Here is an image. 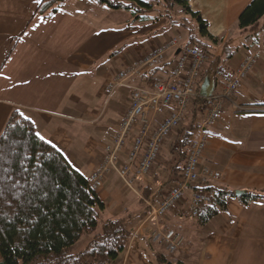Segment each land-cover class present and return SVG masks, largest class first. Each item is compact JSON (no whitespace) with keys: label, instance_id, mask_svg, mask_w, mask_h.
<instances>
[{"label":"crops","instance_id":"obj_1","mask_svg":"<svg viewBox=\"0 0 264 264\" xmlns=\"http://www.w3.org/2000/svg\"><path fill=\"white\" fill-rule=\"evenodd\" d=\"M250 1L189 0L209 35L218 40L212 44L218 66L232 70L247 54L259 53V63L207 131L209 143L199 168L220 173L219 181L206 180L184 190V200L197 186L233 195L226 197L223 210L203 224L188 218L184 200L162 220L143 217L148 213L146 202L157 206L180 180L172 142H165L168 150L161 149L157 167L136 192L125 189L115 174H109L96 192L104 206L103 221L127 216L134 222L142 219L134 224L137 235L132 243L109 264H155L152 249L163 245L154 236L177 226L183 244L174 253V262L264 264V199L246 205L234 195L264 191V47L245 49L243 45L249 43L243 41L237 23ZM37 5L36 0H0V134L10 114L18 111L28 117L39 138L88 179L97 168L101 149L111 142L131 89L145 80L127 79L109 94L106 87L113 74L175 37L162 31L167 26L163 20L127 22L114 29V23L94 15L93 25L88 20L91 12L109 8L92 0H65L48 19L34 15ZM176 54L171 52L164 59L159 74L170 71ZM169 112L154 116V124Z\"/></svg>","mask_w":264,"mask_h":264},{"label":"trees","instance_id":"obj_2","mask_svg":"<svg viewBox=\"0 0 264 264\" xmlns=\"http://www.w3.org/2000/svg\"><path fill=\"white\" fill-rule=\"evenodd\" d=\"M64 1L41 0L36 6L34 15L48 19L57 13ZM92 1L111 10L127 11L132 16V23L141 24H155L163 20V12L169 15L174 7H180L183 15L181 20L185 21V25L179 19L170 21V24L188 29L189 18L192 24L197 23L195 26H198L199 34L194 36L188 29L190 31L188 38L181 40L180 43L182 46L196 48L208 55L209 62L204 67L202 78L215 71H233L218 66L219 58L212 53L214 51L212 44L217 43L218 40L209 35L207 24L198 13L192 11L189 0H162L163 10L161 15L157 16H151L155 9L147 0ZM237 23L245 38L244 41L249 43L243 45L248 50L249 46L258 43L259 35L264 34V0H251L238 16ZM170 53H166L165 56ZM234 53L232 51L228 58ZM177 54L176 60L179 59V53ZM174 62L170 65L171 69ZM158 70L159 68L147 71L141 77L127 79L144 77L148 80L154 74L159 75ZM201 84L200 81L197 85L198 93ZM205 103L206 100L199 96L194 105ZM196 129L197 125L195 127L189 123L170 136V138L174 137L171 146L174 148L175 161L178 163L175 168L177 171L180 170V175ZM157 165L158 163L154 168ZM118 180L125 189L133 193L139 189L141 183L137 182L133 190H130L119 178ZM202 182L205 181L200 179L194 184ZM195 191H200L212 199V206L201 209L197 219L200 224L206 223L217 212L223 210L226 197L233 195L213 187L197 186ZM168 192L163 194L162 200ZM258 199H264V191L247 193L240 197L246 205ZM160 202L157 206L152 205V202L150 204L154 209H158ZM146 208L148 213L143 217L148 215V218L155 220H162L174 210L173 208L159 218L150 216L151 209ZM103 211V204L97 197L96 191L90 186V177L87 179L73 169L59 150L36 135L29 120L18 111H13L0 134V264L111 263L132 243L137 235V232L133 234L134 224L138 225L142 219L134 222L135 220L127 216L103 221ZM99 221L101 226L98 231ZM176 229L179 231L181 227L177 226ZM177 230L169 231L175 232L182 238ZM90 234H93V237L84 250L73 254L72 249L81 237ZM155 234L152 233L151 237ZM156 237L159 238L156 240ZM154 238L155 242L163 244L159 234ZM155 259V264H182L167 259L162 253L156 254Z\"/></svg>","mask_w":264,"mask_h":264},{"label":"built area","instance_id":"obj_3","mask_svg":"<svg viewBox=\"0 0 264 264\" xmlns=\"http://www.w3.org/2000/svg\"><path fill=\"white\" fill-rule=\"evenodd\" d=\"M179 38L170 39L164 46L155 48L150 54L141 55L124 70L116 72L107 85L108 93L123 85L127 78L141 77L145 72L161 68L164 54L177 48ZM179 59L174 62L170 71L154 74L148 80H141L137 87L130 91L127 106L114 129L109 145L102 148V156L96 170L90 176V186L94 191L101 188L107 175L115 174L130 190L137 182L149 176L158 162L164 142L177 131L184 121V115L194 107L198 98L197 85L203 76L209 57L204 52L190 46H182ZM259 62L258 53L245 56L232 72L215 71L218 90L205 104L197 107L203 113L198 125L197 135L191 140L185 164L181 170V183L176 184L165 194L158 209H151L150 216L162 218L175 205L184 199L186 185L198 182L203 173L199 174V164L207 149L209 136L205 130L214 126L219 118L225 100H230L240 91L242 81L246 80ZM220 89V90H219ZM234 107L238 109V106ZM160 122L153 121L154 116L164 115ZM121 162V163H120ZM219 174H212V178ZM211 198L195 191L190 195L187 214L189 219L200 215L202 206H210ZM179 236L168 231L163 242L168 251L174 252L180 243ZM159 237H156V240Z\"/></svg>","mask_w":264,"mask_h":264},{"label":"rangeland","instance_id":"obj_4","mask_svg":"<svg viewBox=\"0 0 264 264\" xmlns=\"http://www.w3.org/2000/svg\"><path fill=\"white\" fill-rule=\"evenodd\" d=\"M146 1V0H145ZM148 2H151L152 4H153V6H154V9H155V11L151 14V16H157V15H161V13H162V5H161V2H162V0H147ZM101 10H104V11H101ZM109 9H100V10H94V11H92L91 12V15L90 16H88V20L94 25L95 23H96V19L94 18V15L97 17V18H101L100 20H102V21H106V22H112V23H114V29H118V27H122V26H124V25H126V23L127 22H129V23H132V16L127 12V11H121V10H119V11H115V10H109ZM103 12H105V13H103ZM103 15V16H102ZM102 16V17H101ZM163 16H164V18H163V23L162 24H164V22H166V20H167V25H169V26H165L164 28H162V31L165 33V35H170L171 37H177V38H179L180 39V36H181V38H182V40H183V38L185 39H187L188 38V35H189V33H190V31L189 30H191V34L192 35H194V36H196V35H198L199 34V29H198V26H195L197 23H195V25L194 24H192L191 23V20H190V18H189V22L187 23V28L189 29H185V28H181V27H179L178 25H176V24H170V21H178V19L179 20H181V18H182V11H181V8L180 7H174V9H173V11H170V14L169 15H167V14H164V12H163ZM182 22H183V24L185 25V21L184 20H181ZM101 23V21L100 22H98L96 25H98V24H100ZM171 25V26H170ZM194 27V28H193ZM176 33H179L180 34V36H175L176 35ZM232 35V34H231ZM264 34H261V35H259V43H256L255 45H252V46H249V48H248V50H251V49H254V48H258V49H263V47H264V36H263ZM231 38H233V40L235 41V42H238L239 41V39L238 38H236V36H231ZM230 38V39H231ZM244 37H243V41H244ZM184 41V40H183ZM240 41H242L241 39H240ZM238 43H240V42H238ZM183 47H182V45H181V43H179V45H178V47L177 48H174V49H171V50H169L167 53H170V52H173V51H176V53H179V56H180V52H181V49H182ZM154 49H152L150 52H147V53H145L144 55H147V54H150L152 51H153ZM239 52H241V50L239 51ZM166 54V53H165ZM165 54H164V59H165V61H166V59H168V57H170V56H168V55H166L165 56ZM171 54V53H170ZM110 57V56H109ZM164 64H165V62H164ZM163 66V65H162ZM114 75V74H113ZM203 82V78H202V80H201V83ZM139 85V84H138ZM137 85V86H138ZM137 86H135V87H137ZM220 90V89H219ZM130 95V94H129ZM198 96H199V94H198ZM129 99V98H128ZM231 100H232V98L230 99V100H225L224 101V103H226L227 101L228 102H231ZM127 103H128V100H127ZM127 103H126V105L124 106V108L127 106ZM124 108H123V110H124ZM192 108H195V106L194 107H192ZM123 112V111H122ZM203 116H204V114L203 113H197L196 114V112H194V111H190V112H188V113H186V115H184V121H183V124L181 125V127H184V126H188V124L189 123H191L192 125H194L195 127H196V125H199L200 123H201V121H202V119H203ZM180 127V128H181ZM207 131H208V129H206V134H208L207 133ZM173 143V139L172 138H169V139H167L166 140V144L168 145V144H170V143ZM164 146V145H163ZM164 147H162V149H163ZM168 149H163V151L165 152V151H167ZM206 152V151H205ZM101 156H102V149H101V151H100V154H99V163H100V161H101ZM164 156H165V153H164ZM203 158V157H202ZM202 158H201V160H200V163H201V161H202ZM160 159V158H159ZM168 161V160H167ZM158 162H159V160H158ZM99 163H98V165H99ZM97 165V166H98ZM199 166H200V164H199ZM203 170H205V171H207V173L208 174H204L203 173V176L201 177V179L203 180V181H205L206 182V180H212V181H219V179H220V173H218V172H213V171H210L209 169H207V168H203V169H201L200 170V168H199V174L201 175L202 174V171ZM215 173H217V174H219V177H217V178H215V179H213L212 178V174H215ZM108 176V175H107ZM106 176V177H107ZM116 176V175H115ZM117 177V176H116ZM179 183H181V179L178 181V184ZM191 195V194H190ZM190 195H188V197H187V199H185L184 201L186 202V204H187V209H188V206H189V199H190ZM128 197H130L131 195H127ZM132 198V197H131ZM104 216L105 215H103L102 216V220H103V218H104ZM101 221V220H100ZM99 221V223H98V231L100 230V226H101V222ZM137 232V231H136ZM135 232V233H136ZM166 234L167 233H164V234H159L160 235V237H161V240H164V238H165V236H166ZM92 237H93V234H90V235H84L83 237H81V239L77 242V244L73 247V251H72V253L73 254H75V253H79L80 251H82V250H84V248L86 247V245L89 243V241L92 239ZM179 238V237H178ZM179 241H180V243L181 244H179V246H178V249H176L174 252H170V251H168V249H167V246H166V244L163 242V248L162 247H160V245H158L157 247H153V249H152V252L153 253H155V254H159V253H162L163 255H165L166 256V258L167 259H169V260H172V258H173V255H174V253L177 251V250H179L180 249V247H181V245L183 244V239L182 238H179ZM161 244V243H160ZM161 245V246H162ZM167 252V253H169V254H166L165 252Z\"/></svg>","mask_w":264,"mask_h":264},{"label":"water","instance_id":"obj_5","mask_svg":"<svg viewBox=\"0 0 264 264\" xmlns=\"http://www.w3.org/2000/svg\"><path fill=\"white\" fill-rule=\"evenodd\" d=\"M214 87H215L214 75L213 74L206 75L201 84L199 95L202 98H209L214 91ZM234 195L236 197H241L245 195V192L238 191V192H235Z\"/></svg>","mask_w":264,"mask_h":264},{"label":"snow or ice","instance_id":"obj_6","mask_svg":"<svg viewBox=\"0 0 264 264\" xmlns=\"http://www.w3.org/2000/svg\"><path fill=\"white\" fill-rule=\"evenodd\" d=\"M40 2H41V0H36V3H40ZM21 115H23V114H21ZM25 119H28V117H25ZM37 135L39 136V133H37ZM40 138L43 139L42 136Z\"/></svg>","mask_w":264,"mask_h":264}]
</instances>
